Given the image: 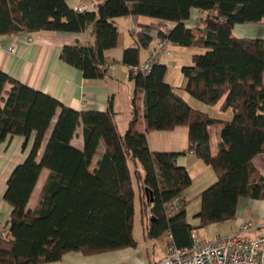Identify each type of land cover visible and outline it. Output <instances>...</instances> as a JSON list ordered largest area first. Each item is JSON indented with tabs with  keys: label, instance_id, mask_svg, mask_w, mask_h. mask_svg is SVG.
Segmentation results:
<instances>
[{
	"label": "trees",
	"instance_id": "1",
	"mask_svg": "<svg viewBox=\"0 0 264 264\" xmlns=\"http://www.w3.org/2000/svg\"><path fill=\"white\" fill-rule=\"evenodd\" d=\"M193 10L202 16L196 29L186 26ZM131 16L174 24L168 34L162 26L158 35L171 47L204 50L182 70L187 91L208 106L223 101L221 110H231L232 119L193 108L166 82L162 63L148 75L136 74L146 62L141 50L153 43L144 33L136 34L137 47L123 55L136 93L144 94L143 131L135 117L121 134L112 100L106 112H79L0 71V143L23 137L26 150L32 140L28 156L7 182L12 237L0 241V264H50L73 252L92 256L136 248L137 196L147 237L165 236L167 248L168 233L177 247H191L197 230L234 221L241 199L264 200V39L234 33L236 25L264 22V0H101L95 11L83 12L67 0H0V37L91 29L93 42L65 46L61 59L86 80H98L107 76V53L119 43L117 20ZM211 126L218 131L216 154ZM81 127L84 146L79 149L73 141ZM181 127L188 129L189 151L217 178L200 194L195 226L183 201L174 214L168 212L192 185L187 169L177 165L182 153L152 151L148 144L149 134ZM259 157L262 171L255 164ZM44 169L49 179L36 209L29 210Z\"/></svg>",
	"mask_w": 264,
	"mask_h": 264
},
{
	"label": "crops",
	"instance_id": "2",
	"mask_svg": "<svg viewBox=\"0 0 264 264\" xmlns=\"http://www.w3.org/2000/svg\"><path fill=\"white\" fill-rule=\"evenodd\" d=\"M67 2L73 9L77 6L92 4L90 10L95 11L101 0H67ZM194 14L200 15V18L197 19L196 17L195 20L193 18ZM201 18V13L198 10H193L190 20L186 22V26L190 29H196ZM165 24L167 23H160L157 20L145 17L131 16L118 19L119 43L116 49L107 53L110 65L107 76L104 79L86 80L80 70L61 59V53L65 46L92 43L94 38L91 29L81 33L43 31L32 34L1 36L0 71L22 84L57 99L64 106L79 112H106L109 108V102L112 100L121 134L127 132L130 122L135 117L138 118L137 129L143 131L145 130L144 94L136 93L134 83L130 79L129 68L123 63V55L127 48L137 47L135 36L138 33H144L151 37L153 43L150 47L153 46L159 38L161 27ZM168 24L171 25L170 27H174V24ZM234 33L240 38L264 39V22L236 25ZM29 38L33 40L31 43L28 42ZM150 47L148 50H141L142 63L147 61ZM171 51V56L166 62L162 63L168 69L165 80L193 108L200 109L199 106L195 107L191 104V94L187 91V80L182 72L184 67L193 65L192 57L197 52L193 48H183L174 45H172ZM10 88H12V85L7 86V90H10ZM201 111L209 114L205 108H202ZM228 112H225L224 116H214L213 118L230 121L233 113ZM209 115L211 116V114ZM215 129L218 137L217 128L215 127ZM50 133L51 130L45 138V145L48 142ZM24 140L23 137L15 136L9 137L5 142L0 143V224H3L7 230H10L12 208L5 202L4 195L12 171L26 159L32 148L31 140L27 149L24 150ZM148 144L152 151L182 153L177 159V165L187 169L192 177V185L196 184L198 186L192 193L185 191L181 197V200L186 204L185 210L187 212L188 196H195L199 193L196 198L200 199V194L204 189L206 190L209 185L211 186L212 183L214 184L217 181L213 169L198 160L195 154L189 151L188 129L185 127L171 132L151 133L148 135ZM73 145L79 149L83 148L82 127L77 131ZM212 151L214 154L217 153L214 152L213 147ZM103 153L104 149L99 152L96 159L98 158L99 160ZM258 161L262 162V159L259 157L255 160L256 166L262 171V168H259ZM49 176L50 171L44 169L31 197L29 210L36 209L40 194ZM194 211L187 212V218L188 222L195 226L200 223V220L195 218L200 209L197 212ZM140 222L142 233L138 238L135 235L136 223L134 226V235L138 242L136 248H127L92 256L73 252L66 254L61 261L50 264H159L166 255V238L165 236L158 240L148 238L141 213ZM243 222L264 226V200L243 198L239 202L234 221L211 226L209 229L206 228L201 232V235L196 231V234L205 240H212L218 234L228 236L234 233L238 225Z\"/></svg>",
	"mask_w": 264,
	"mask_h": 264
},
{
	"label": "built area",
	"instance_id": "3",
	"mask_svg": "<svg viewBox=\"0 0 264 264\" xmlns=\"http://www.w3.org/2000/svg\"><path fill=\"white\" fill-rule=\"evenodd\" d=\"M91 5L77 6L75 9L83 12L90 10ZM170 30L164 27L166 34ZM32 41V38L28 39L29 43ZM170 49L171 42L168 39H158L149 50L148 60L135 73L150 74L153 65L161 64L170 57ZM182 205V200L176 198L169 205L168 212L174 214ZM11 237L10 230L0 224V241ZM168 243L166 255L159 264H264V226H256L251 222H243L234 233L228 236L218 234L212 240L193 234L192 245L188 248L177 247L170 233Z\"/></svg>",
	"mask_w": 264,
	"mask_h": 264
},
{
	"label": "rangeland",
	"instance_id": "4",
	"mask_svg": "<svg viewBox=\"0 0 264 264\" xmlns=\"http://www.w3.org/2000/svg\"><path fill=\"white\" fill-rule=\"evenodd\" d=\"M196 17H197V19H199L200 18V15H196V14H194L193 15V18L196 20ZM151 19V18H150ZM166 25V28L167 29H171L172 27H170L171 25L170 24H165ZM159 39V38H158ZM157 41V40H156ZM156 43V42H155ZM152 47V46H151ZM150 47V48H151ZM171 50V49H170ZM193 50L194 51H196L198 54H202V53H204V50H201V49H195V48H193ZM171 56V55H170ZM167 61V59L164 61V62H166ZM163 62V63H164ZM191 104L193 105V106H195V107H198L199 106V108L200 109H197V110H200L201 111V109L202 108H205V110H207V112H209V114H211V116L212 117H214V116H224L225 115V112H223L222 110H221V105H222V103H223V101H221L219 104H217V105H215V106H208V105H205V104H203L202 102H200V101H198L197 99H195L192 95H191ZM196 109V108H195ZM228 113H232V111L230 110ZM210 132H211V144H212V147H213V150H214V152H217V142H218V137H217V135H216V129H215V127H213V126H211L210 127ZM217 134H218V132H217ZM97 160H98V158L95 160V163L97 162ZM258 165H259V168H263V163L262 162H260V161H258ZM213 184V183H212ZM211 184V185H212ZM198 186L196 185V184H194V185H191V187L190 188H188L186 191H189V193H192L196 188H197ZM210 187V185L207 187V188H209ZM205 190V189H204ZM198 194L199 193H197L195 196L193 195V196H188V198H189V200L187 201V204H188V207H187V212H192V211H194V210H196L197 208H201V202H200V199H198V198H196V196L198 197ZM196 208V209H195ZM135 209H136V218H135V223H136V226H135V235L137 236V238H138V236L142 233V229H141V227H140V225H141V222H140V213H141V205H140V202H139V198H138V196H137V199H136V203H135ZM199 209H197L196 211H194V212H197ZM204 229H206V228H204ZM204 229H199V230H197V233L199 234V235H201V232H203L204 231ZM209 229V228H208Z\"/></svg>",
	"mask_w": 264,
	"mask_h": 264
},
{
	"label": "water",
	"instance_id": "5",
	"mask_svg": "<svg viewBox=\"0 0 264 264\" xmlns=\"http://www.w3.org/2000/svg\"><path fill=\"white\" fill-rule=\"evenodd\" d=\"M146 192L148 193L146 197H147V200L149 201L150 194H149L148 190H146Z\"/></svg>",
	"mask_w": 264,
	"mask_h": 264
}]
</instances>
